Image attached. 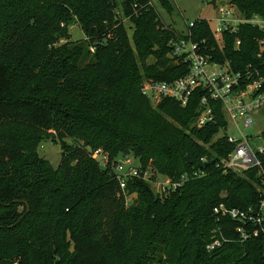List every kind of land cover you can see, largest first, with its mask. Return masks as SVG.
I'll return each instance as SVG.
<instances>
[{
    "label": "trees",
    "instance_id": "16d2710c",
    "mask_svg": "<svg viewBox=\"0 0 264 264\" xmlns=\"http://www.w3.org/2000/svg\"><path fill=\"white\" fill-rule=\"evenodd\" d=\"M131 1L0 0V264H264L261 225L214 213L220 203L260 206L257 170L223 165L233 148L215 137L224 114L217 105L218 122L196 126L200 92L185 107L170 98L154 106L141 93L147 78L171 81L188 66L169 56L184 34L156 6L133 15ZM231 1L246 17L264 16V0ZM159 3L173 11L170 0ZM74 24L81 41L70 38ZM191 31L213 59L234 70L256 65L264 77L257 26L225 31L222 48L205 18ZM49 139L61 145L57 168L39 153ZM120 155L187 178L166 196L139 178L123 191L110 165Z\"/></svg>",
    "mask_w": 264,
    "mask_h": 264
},
{
    "label": "built area",
    "instance_id": "2783aa9c",
    "mask_svg": "<svg viewBox=\"0 0 264 264\" xmlns=\"http://www.w3.org/2000/svg\"><path fill=\"white\" fill-rule=\"evenodd\" d=\"M131 6L133 15L139 16L151 7L156 6L159 11L161 5L159 0H132ZM214 8L218 11L216 17L205 19L208 21L220 48L224 46V32H236L240 24L257 26L264 31V16L254 14L251 17H246L231 0L229 2L226 0L216 1ZM128 19L129 17L124 20ZM210 20L214 21V25ZM194 24L195 20L186 21L187 32L184 33V36L170 42L172 50L169 56L174 58L176 63L186 64L188 66L186 73L171 81L147 78L141 85V93L154 106L164 99L170 98L185 107L192 97L200 92L194 122L198 127L218 122L216 106L219 105L224 114L225 124L220 127L215 137H226L227 141L233 145L232 150L222 159L223 165L227 169L239 173L256 169L257 175L262 180L261 184H264V145L254 143V140L257 139L264 142V138L262 133L258 137L247 133V129L254 125L253 115L264 107V77L256 65L248 64L243 70H234L228 59L216 60L205 53L206 40L199 42L191 39V28ZM240 44L241 40L237 39L236 46L238 47ZM258 47L257 55L261 65L264 66V37L258 40ZM95 49L96 45H92L91 50L95 51ZM229 126L235 132H227ZM221 131L225 132L221 133ZM121 156L122 158H120ZM93 157L104 167L110 161L108 154L103 149L95 150ZM133 159L136 162H133ZM110 165L123 191H126L129 179L147 180L149 170H144L140 161L133 155H120L112 160ZM162 176L164 179L160 178L157 191L160 196H166L178 190L187 178V175H182L181 180H173L164 174ZM130 204L131 201L126 198V206H130ZM258 207V213L254 215V209L244 211L220 203L214 208V213L219 217L230 216L241 224L256 222L264 229V197ZM243 227L240 225L238 230L243 231ZM254 234L257 235L258 230ZM218 245H220V240L215 239L208 245V249L211 250Z\"/></svg>",
    "mask_w": 264,
    "mask_h": 264
},
{
    "label": "rangeland",
    "instance_id": "374dc122",
    "mask_svg": "<svg viewBox=\"0 0 264 264\" xmlns=\"http://www.w3.org/2000/svg\"><path fill=\"white\" fill-rule=\"evenodd\" d=\"M173 4V11L170 13L166 9L159 7V11L167 25L172 26L180 34L187 32L186 21H194L198 18L214 19L218 14V11L214 8V3L221 0H170ZM230 1V0H226ZM211 21V20H210ZM214 25V21H211ZM124 23L129 29L130 35H132L133 27L128 20H124ZM70 38L72 41H81L85 38V34L80 25L74 24L69 28ZM63 43V40L61 41ZM254 116V125L247 129L248 134H252L256 137L261 135L264 130V107L258 111ZM243 127V125H242ZM225 131H221L223 133ZM227 132H235L231 126L227 129ZM68 143H72V140H68ZM256 145H264L261 139L254 140ZM39 153L47 158L54 167H58L62 158V149L59 142H54L52 139L44 140L39 146ZM122 158V156L120 157ZM101 159V158H100ZM135 159H133V162ZM136 162V161H135ZM101 165V164H100ZM163 174L156 172L152 168L149 169L147 175V181L155 193L159 189L160 178L164 179ZM136 197V194H126V198L132 201Z\"/></svg>",
    "mask_w": 264,
    "mask_h": 264
},
{
    "label": "water",
    "instance_id": "95a60500",
    "mask_svg": "<svg viewBox=\"0 0 264 264\" xmlns=\"http://www.w3.org/2000/svg\"><path fill=\"white\" fill-rule=\"evenodd\" d=\"M187 159L189 160V157H187ZM215 162V160H212L211 162H206L204 165H199V167L200 168H202V167H206V166H208L210 163H214ZM13 202H17V200H14ZM27 203V202H26ZM28 204V203H27ZM29 206V205H28ZM258 210H259V207L258 206H256L255 208H254V210H253V214L254 215H257V213H258Z\"/></svg>",
    "mask_w": 264,
    "mask_h": 264
}]
</instances>
